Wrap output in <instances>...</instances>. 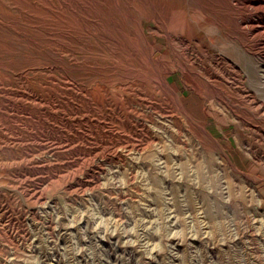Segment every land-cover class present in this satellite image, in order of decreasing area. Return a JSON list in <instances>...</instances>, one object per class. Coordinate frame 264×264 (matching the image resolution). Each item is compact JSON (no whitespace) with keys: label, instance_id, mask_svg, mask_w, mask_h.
Masks as SVG:
<instances>
[{"label":"rangeland","instance_id":"1","mask_svg":"<svg viewBox=\"0 0 264 264\" xmlns=\"http://www.w3.org/2000/svg\"><path fill=\"white\" fill-rule=\"evenodd\" d=\"M245 3L0 0V264H264Z\"/></svg>","mask_w":264,"mask_h":264},{"label":"bare ground","instance_id":"2","mask_svg":"<svg viewBox=\"0 0 264 264\" xmlns=\"http://www.w3.org/2000/svg\"><path fill=\"white\" fill-rule=\"evenodd\" d=\"M252 1L253 0H246V3H245V8L246 9H248L250 6H251V3H252ZM255 2V1H254ZM261 17V16H260ZM239 18V20L241 21V23L240 24H246L245 26H247V30H249V31H251V32H254V31H257V33H263L264 34V25L262 26V29L263 30H261V28H259V27H257V26H254L252 23H248L247 22V19L249 18L250 20H251V18H250V16H248V15H240V17H238ZM259 26V25H258ZM243 28H244V26H242ZM260 31V32H259Z\"/></svg>","mask_w":264,"mask_h":264}]
</instances>
